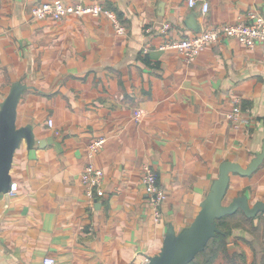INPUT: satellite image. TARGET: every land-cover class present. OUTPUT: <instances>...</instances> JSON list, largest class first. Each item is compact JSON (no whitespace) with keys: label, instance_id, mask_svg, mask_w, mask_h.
Instances as JSON below:
<instances>
[{"label":"crops","instance_id":"0c3cea01","mask_svg":"<svg viewBox=\"0 0 264 264\" xmlns=\"http://www.w3.org/2000/svg\"><path fill=\"white\" fill-rule=\"evenodd\" d=\"M42 2L101 5L126 33L105 15L36 20ZM250 10L264 15V0H198L193 8L188 0H0V104L13 84L25 85L17 125L36 135L14 155L18 190L0 196V264H146L170 226L179 233L196 219L222 164L246 168L262 150L264 45L224 39L189 62L159 49L157 26L169 23L168 39L180 41ZM236 101L249 118L238 128L227 117ZM102 137L94 162L105 196L92 202L81 174L88 146ZM145 165L167 192L161 223L142 183ZM240 195L251 206L264 201V162L251 176L230 175L225 204ZM253 224L263 229L264 214ZM232 231L229 250L252 264L254 237Z\"/></svg>","mask_w":264,"mask_h":264},{"label":"water","instance_id":"95a60500","mask_svg":"<svg viewBox=\"0 0 264 264\" xmlns=\"http://www.w3.org/2000/svg\"><path fill=\"white\" fill-rule=\"evenodd\" d=\"M189 28L197 29L193 17H190ZM26 86L21 82L13 84L10 93L0 104V196L7 194L12 188L10 174L14 155L25 140L31 148L36 143V135L30 126L18 127L17 108ZM45 143L41 142V145ZM264 162V142L262 150L244 168L238 163L224 162L219 177L201 204L196 219L181 232L177 233L170 226L160 252L149 258L146 264H190L203 252L209 242L219 232L217 221L226 216L242 211L249 219L264 214V201H257L252 206L246 195L234 198L229 204L226 196L232 173L251 176Z\"/></svg>","mask_w":264,"mask_h":264},{"label":"built area","instance_id":"2783aa9c","mask_svg":"<svg viewBox=\"0 0 264 264\" xmlns=\"http://www.w3.org/2000/svg\"><path fill=\"white\" fill-rule=\"evenodd\" d=\"M190 7H195L198 0H188ZM210 8L208 2L202 3V9L206 13ZM74 15L77 17L84 16H107L114 24L118 34H125L126 28L121 24L116 15L101 5H84V4H64L61 2H42L33 7L32 16L36 20L51 18L55 21ZM155 26L147 29L148 32L155 30ZM171 25L163 23L157 26V31L165 38V41L159 46L161 50L173 49L183 54L187 61L193 62L199 56L200 52L211 44L218 43L224 39H233L246 47H254L259 44L264 45V15L258 11L250 10L243 18L235 23H221L212 25L192 37L182 39L180 41H171L168 39ZM149 47L144 48V52L149 51ZM139 119L142 117L141 112L136 113ZM228 119L234 127L249 124V118L245 116L240 102L236 101L231 113L228 114ZM52 126L53 122L49 121ZM106 143L105 138L95 139L88 146L87 163L81 174L82 183L86 187V195L92 201H98L99 198L105 196L102 187L104 181V171L98 167L94 158L103 149ZM142 183L147 193L149 205L153 211L154 221L161 223L162 208L167 200L166 189L160 184L157 172L150 166L145 165L143 168ZM18 190L17 184L12 183V188L9 193L15 194ZM44 264H55L54 259H45Z\"/></svg>","mask_w":264,"mask_h":264},{"label":"trees","instance_id":"16d2710c","mask_svg":"<svg viewBox=\"0 0 264 264\" xmlns=\"http://www.w3.org/2000/svg\"><path fill=\"white\" fill-rule=\"evenodd\" d=\"M240 215L243 216L241 218L245 220L247 225L251 227L252 232H255L256 234V232L258 231V226H255L253 224V219L247 218L242 211H239L233 215L226 216L223 219L217 221L219 232L217 233L216 237L209 242L206 249L201 252L190 264H213L217 259L219 260L221 257H223V260H226L230 264H236L234 262L235 258H242L241 260L244 262L245 258L241 254L238 256V253L236 254L234 251H230L228 248V240L229 236L233 232L232 230L236 228L244 229L240 224H232L234 220L240 217ZM249 243L251 246L253 245L252 242ZM253 250L256 254V257L252 264H264V238H262L261 241V250L258 251L255 247H253Z\"/></svg>","mask_w":264,"mask_h":264},{"label":"rangeland","instance_id":"374dc122","mask_svg":"<svg viewBox=\"0 0 264 264\" xmlns=\"http://www.w3.org/2000/svg\"><path fill=\"white\" fill-rule=\"evenodd\" d=\"M241 217H243L242 215H240V217L239 218H237L236 220H234L233 221V223L232 224H234V223H236V224H240L241 226H243V228L244 229H246V230H248V232L254 237V240H255V245H256V248H257V250L258 251H260L261 250V241H262V238H264V228L262 229L261 228V225L258 227V229H259V231H257L256 232V234H255V232H252V229H251V227L250 226H248L247 225V223L245 222V220H243V218H241ZM237 229V228H236ZM238 255V254H237ZM239 256V255H238ZM222 259H223V257H221ZM221 258H220V260H218V262H216V263H218V264H220V263H224V264H230L229 262H227L226 260H221ZM242 259V258H241ZM240 258H235V260H234V262L236 263V264H243V261L241 260Z\"/></svg>","mask_w":264,"mask_h":264}]
</instances>
